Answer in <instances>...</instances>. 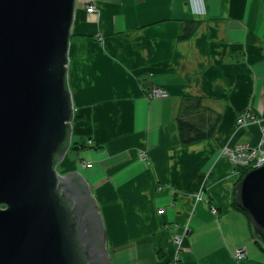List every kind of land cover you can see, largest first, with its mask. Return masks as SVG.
I'll return each mask as SVG.
<instances>
[{"label": "crops", "instance_id": "0c3cea01", "mask_svg": "<svg viewBox=\"0 0 264 264\" xmlns=\"http://www.w3.org/2000/svg\"><path fill=\"white\" fill-rule=\"evenodd\" d=\"M73 10V119L55 169L87 182L108 264H264L233 205L240 174L220 152L264 145V0H75ZM152 86L168 95L149 96ZM185 94L219 113L208 139L181 142ZM243 111L255 120L238 126ZM240 246L243 258L234 255Z\"/></svg>", "mask_w": 264, "mask_h": 264}, {"label": "water", "instance_id": "95a60500", "mask_svg": "<svg viewBox=\"0 0 264 264\" xmlns=\"http://www.w3.org/2000/svg\"><path fill=\"white\" fill-rule=\"evenodd\" d=\"M75 0H0V264H108L97 200L55 169L73 119L67 49ZM234 200L264 249V164Z\"/></svg>", "mask_w": 264, "mask_h": 264}, {"label": "trees", "instance_id": "16d2710c", "mask_svg": "<svg viewBox=\"0 0 264 264\" xmlns=\"http://www.w3.org/2000/svg\"><path fill=\"white\" fill-rule=\"evenodd\" d=\"M185 26L182 36L190 34L189 31H191L189 25ZM219 116V113L204 105L200 97L185 94L181 99L178 114L175 118L181 142L187 144L211 137L215 133ZM235 168L240 174L239 181L247 173L248 169L236 166ZM233 205L245 215V211L236 205L235 200H233Z\"/></svg>", "mask_w": 264, "mask_h": 264}, {"label": "built area", "instance_id": "2783aa9c", "mask_svg": "<svg viewBox=\"0 0 264 264\" xmlns=\"http://www.w3.org/2000/svg\"><path fill=\"white\" fill-rule=\"evenodd\" d=\"M88 12H94L95 9L92 4L86 6ZM147 92H149V96L153 97H164L168 95V92L164 89H160L158 87L152 86ZM255 120L253 114L250 111H243L236 118V124L239 126H246L250 123V121ZM263 136H264V125L261 127ZM220 152L225 155L229 162L238 168H246L248 170H252V168H256L264 164V145L261 142L258 145H250L246 142H240L233 145H226L220 149ZM138 156L141 160L145 161L147 156L144 152H139ZM83 165L86 162L82 163ZM159 188H162L159 186ZM196 200H200V194H193ZM215 207H212V212H215ZM178 242L179 240L175 238ZM246 247L240 246L235 250V257L243 258L245 256Z\"/></svg>", "mask_w": 264, "mask_h": 264}, {"label": "bare ground", "instance_id": "6f19581e", "mask_svg": "<svg viewBox=\"0 0 264 264\" xmlns=\"http://www.w3.org/2000/svg\"><path fill=\"white\" fill-rule=\"evenodd\" d=\"M249 171V170H248Z\"/></svg>", "mask_w": 264, "mask_h": 264}]
</instances>
